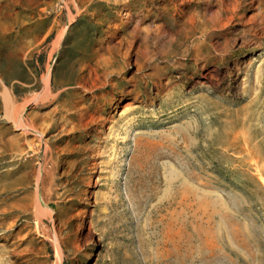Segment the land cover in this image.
<instances>
[{"label": "rangeland", "instance_id": "rangeland-1", "mask_svg": "<svg viewBox=\"0 0 264 264\" xmlns=\"http://www.w3.org/2000/svg\"><path fill=\"white\" fill-rule=\"evenodd\" d=\"M0 264H264V0H0Z\"/></svg>", "mask_w": 264, "mask_h": 264}, {"label": "bare ground", "instance_id": "bare-ground-1", "mask_svg": "<svg viewBox=\"0 0 264 264\" xmlns=\"http://www.w3.org/2000/svg\"><path fill=\"white\" fill-rule=\"evenodd\" d=\"M46 83V91H47V89H49L48 88V83L47 82H45ZM49 95V94H48ZM5 100H6V104L9 106L10 104H11V97H10V94L8 93V92H6V95H5ZM13 120V119H12ZM14 121H16V119H14ZM19 122H20V120H19ZM20 123H22V122H20ZM19 123V124H20ZM25 125V124H24Z\"/></svg>", "mask_w": 264, "mask_h": 264}]
</instances>
